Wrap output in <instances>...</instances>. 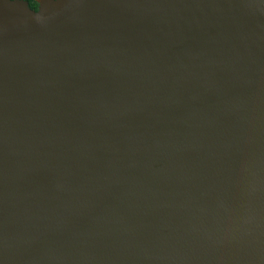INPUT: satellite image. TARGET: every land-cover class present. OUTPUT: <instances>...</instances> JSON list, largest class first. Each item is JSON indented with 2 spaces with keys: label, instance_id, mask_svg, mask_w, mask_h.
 <instances>
[{
  "label": "water",
  "instance_id": "water-1",
  "mask_svg": "<svg viewBox=\"0 0 264 264\" xmlns=\"http://www.w3.org/2000/svg\"><path fill=\"white\" fill-rule=\"evenodd\" d=\"M0 0V264H264V0Z\"/></svg>",
  "mask_w": 264,
  "mask_h": 264
},
{
  "label": "trees",
  "instance_id": "trees-1",
  "mask_svg": "<svg viewBox=\"0 0 264 264\" xmlns=\"http://www.w3.org/2000/svg\"><path fill=\"white\" fill-rule=\"evenodd\" d=\"M27 1L29 2L30 7H31L32 9L37 10V8H38V4H37V2H36L35 0H27Z\"/></svg>",
  "mask_w": 264,
  "mask_h": 264
}]
</instances>
